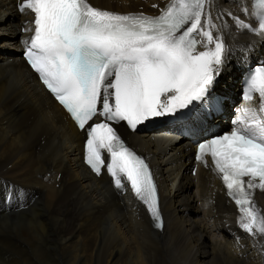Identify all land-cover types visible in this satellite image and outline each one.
Here are the masks:
<instances>
[{
    "label": "bare ground",
    "instance_id": "6f19581e",
    "mask_svg": "<svg viewBox=\"0 0 264 264\" xmlns=\"http://www.w3.org/2000/svg\"><path fill=\"white\" fill-rule=\"evenodd\" d=\"M90 1L157 14L155 5L166 0ZM248 3L206 6L228 44L222 89H235L245 64L264 52V37L230 17ZM31 18L18 11L17 0H0V264H264V238L252 241L236 228L220 183L204 169L191 173L189 138L165 130L127 135L158 173L162 231L129 192L119 194L105 174L97 178L82 164L84 133L20 56ZM10 184L15 198L8 206ZM258 199L264 207V194Z\"/></svg>",
    "mask_w": 264,
    "mask_h": 264
},
{
    "label": "snow or ice",
    "instance_id": "6c2138e0",
    "mask_svg": "<svg viewBox=\"0 0 264 264\" xmlns=\"http://www.w3.org/2000/svg\"><path fill=\"white\" fill-rule=\"evenodd\" d=\"M205 2L172 0L161 15L150 17L101 10L88 0H18L19 11L34 16L28 63L87 132L86 163L97 175L106 167L117 189L130 184L158 228L163 222L149 167L109 122L126 121L135 130L149 118L175 114L193 101L210 102L211 93L220 91L226 49L223 40L204 30ZM255 7L261 14L253 30L264 37V0ZM235 23L250 28L242 19ZM255 94L258 111L239 109L242 115L233 121L237 126L201 142L196 159L207 167L205 157H211L238 206L240 227L264 235V216L252 199V190L264 191V62L249 76L243 100L252 101ZM94 118L103 120L89 124ZM102 150L109 157L106 165Z\"/></svg>",
    "mask_w": 264,
    "mask_h": 264
}]
</instances>
